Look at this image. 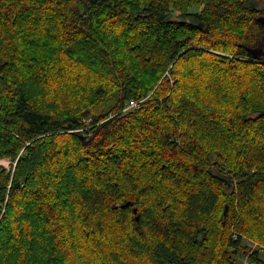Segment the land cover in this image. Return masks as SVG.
I'll return each mask as SVG.
<instances>
[{
  "label": "trees",
  "instance_id": "1",
  "mask_svg": "<svg viewBox=\"0 0 264 264\" xmlns=\"http://www.w3.org/2000/svg\"><path fill=\"white\" fill-rule=\"evenodd\" d=\"M263 33L264 0H0V264H264Z\"/></svg>",
  "mask_w": 264,
  "mask_h": 264
},
{
  "label": "rangeland",
  "instance_id": "2",
  "mask_svg": "<svg viewBox=\"0 0 264 264\" xmlns=\"http://www.w3.org/2000/svg\"><path fill=\"white\" fill-rule=\"evenodd\" d=\"M199 10H200V7L199 6L193 5V6L189 7L188 12H197ZM171 13L173 14L171 16L177 17V18H180V16L182 15V13L179 10H173L172 9L171 10ZM262 42L264 44V33H263V36H262ZM74 76H76V75H74ZM142 101H140V102H142ZM105 104L106 103L104 101L101 102V103H99L98 106H96V107L93 108L92 113L90 115L84 116L83 121L85 122V124L91 126L92 125V122L95 120V117L99 116L100 115V112L106 111ZM123 112H127V111H124L123 110ZM1 161H2L3 164H0V167L6 169L7 171L12 170V168L14 166L12 160H10L9 158H0V162ZM1 217H2V215L0 213V219H1ZM245 244H248L251 248H255L256 247V244L253 243V242H251V241H249V240H246L245 241ZM247 259H248L247 257H242L241 258V261H245L246 262Z\"/></svg>",
  "mask_w": 264,
  "mask_h": 264
},
{
  "label": "built area",
  "instance_id": "3",
  "mask_svg": "<svg viewBox=\"0 0 264 264\" xmlns=\"http://www.w3.org/2000/svg\"><path fill=\"white\" fill-rule=\"evenodd\" d=\"M140 101H136V100H131L129 101V103H127L126 107L123 109L124 111H128L131 109H139L140 107ZM0 164H3L2 161L0 162ZM4 209L0 210L1 215L3 214ZM242 264H248L247 261H243Z\"/></svg>",
  "mask_w": 264,
  "mask_h": 264
},
{
  "label": "water",
  "instance_id": "4",
  "mask_svg": "<svg viewBox=\"0 0 264 264\" xmlns=\"http://www.w3.org/2000/svg\"><path fill=\"white\" fill-rule=\"evenodd\" d=\"M250 52H251L256 58L259 57L260 54H261V55L263 54L262 49H260V48L251 49Z\"/></svg>",
  "mask_w": 264,
  "mask_h": 264
}]
</instances>
